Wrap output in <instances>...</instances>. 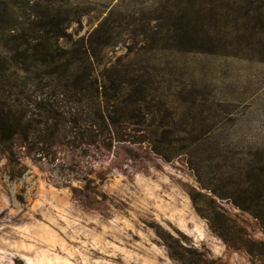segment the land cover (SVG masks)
Listing matches in <instances>:
<instances>
[{"label":"rangeland","instance_id":"1","mask_svg":"<svg viewBox=\"0 0 264 264\" xmlns=\"http://www.w3.org/2000/svg\"><path fill=\"white\" fill-rule=\"evenodd\" d=\"M40 23L58 54L101 38L96 74L145 83L149 119L183 140L169 162L122 144L61 155L64 169L0 152V264H176L168 236L223 264H263L224 244L207 215L264 244L225 199L264 165V0H0V71Z\"/></svg>","mask_w":264,"mask_h":264},{"label":"trees","instance_id":"2","mask_svg":"<svg viewBox=\"0 0 264 264\" xmlns=\"http://www.w3.org/2000/svg\"><path fill=\"white\" fill-rule=\"evenodd\" d=\"M42 24L37 28L46 35H35L42 32L35 28L30 35H21L24 57L15 51L10 62L17 61L0 71L1 153L11 161L27 157L54 167L60 164L61 155L76 151L109 153L122 144L145 147L165 162L179 154L178 144L183 139L171 137L163 129L164 123L149 119L145 83L136 86L135 80L119 77L114 71L96 74L91 46L101 38L91 37L87 49L58 54L49 44H40L46 36L52 37V30ZM60 165L64 169L65 162ZM247 182L249 187L240 191L241 195L225 199L264 229V165L259 175ZM207 220L224 244L264 264V244L250 241L246 230L234 220L214 210ZM164 244L176 264H223L181 237L168 236Z\"/></svg>","mask_w":264,"mask_h":264}]
</instances>
